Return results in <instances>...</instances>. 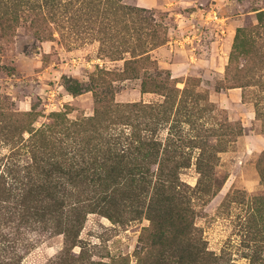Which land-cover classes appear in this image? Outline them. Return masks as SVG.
Here are the masks:
<instances>
[{"label":"rangeland","instance_id":"1","mask_svg":"<svg viewBox=\"0 0 264 264\" xmlns=\"http://www.w3.org/2000/svg\"><path fill=\"white\" fill-rule=\"evenodd\" d=\"M0 264H264V0H0Z\"/></svg>","mask_w":264,"mask_h":264}]
</instances>
